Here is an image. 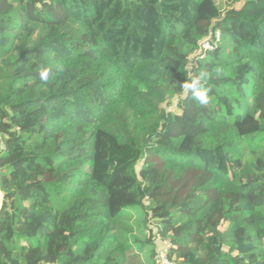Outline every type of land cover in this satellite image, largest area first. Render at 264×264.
<instances>
[{
  "label": "trees",
  "instance_id": "trees-1",
  "mask_svg": "<svg viewBox=\"0 0 264 264\" xmlns=\"http://www.w3.org/2000/svg\"><path fill=\"white\" fill-rule=\"evenodd\" d=\"M0 189V264H264V0H0Z\"/></svg>",
  "mask_w": 264,
  "mask_h": 264
},
{
  "label": "clouds",
  "instance_id": "clouds-1",
  "mask_svg": "<svg viewBox=\"0 0 264 264\" xmlns=\"http://www.w3.org/2000/svg\"><path fill=\"white\" fill-rule=\"evenodd\" d=\"M48 71L41 72V78L46 79ZM206 74L200 73L198 76L193 77L190 81H185L182 87L191 92V98L193 101L199 104L206 105L209 103V89L205 86Z\"/></svg>",
  "mask_w": 264,
  "mask_h": 264
},
{
  "label": "built area",
  "instance_id": "built-area-1",
  "mask_svg": "<svg viewBox=\"0 0 264 264\" xmlns=\"http://www.w3.org/2000/svg\"><path fill=\"white\" fill-rule=\"evenodd\" d=\"M220 42V36L218 35L217 36V38L214 40V45H217L218 43ZM212 42H211V39L209 38V39H207L205 42H204V44H203V48L205 49V50H213V45L211 44ZM3 193H2V191H1V189H0V209H1V207H2V204H3ZM165 251L166 250H161L160 252H159V258H158V264H171L169 261H168V259H167V257H166V255H165Z\"/></svg>",
  "mask_w": 264,
  "mask_h": 264
},
{
  "label": "rangeland",
  "instance_id": "rangeland-1",
  "mask_svg": "<svg viewBox=\"0 0 264 264\" xmlns=\"http://www.w3.org/2000/svg\"><path fill=\"white\" fill-rule=\"evenodd\" d=\"M130 177H128L127 175L124 176V180H123V187H126L128 185V183L130 182ZM115 206V205H114ZM114 212H117V207H114ZM133 216H134V223L137 221V214L133 213ZM136 224V223H135ZM137 225V224H136ZM137 236L141 237V233L137 232L136 231V234ZM161 241H159V246L161 247ZM157 263H158V259H157Z\"/></svg>",
  "mask_w": 264,
  "mask_h": 264
},
{
  "label": "water",
  "instance_id": "water-1",
  "mask_svg": "<svg viewBox=\"0 0 264 264\" xmlns=\"http://www.w3.org/2000/svg\"><path fill=\"white\" fill-rule=\"evenodd\" d=\"M3 202V201H2Z\"/></svg>",
  "mask_w": 264,
  "mask_h": 264
}]
</instances>
